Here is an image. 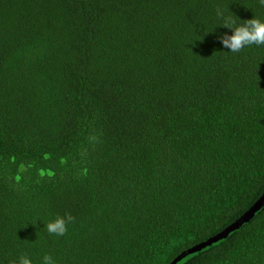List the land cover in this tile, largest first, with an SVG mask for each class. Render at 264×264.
<instances>
[{"label": "trees", "instance_id": "trees-1", "mask_svg": "<svg viewBox=\"0 0 264 264\" xmlns=\"http://www.w3.org/2000/svg\"><path fill=\"white\" fill-rule=\"evenodd\" d=\"M217 6L264 21L259 0H0V264H173L260 199L264 46L224 48ZM256 209L180 264H264Z\"/></svg>", "mask_w": 264, "mask_h": 264}, {"label": "clouds", "instance_id": "clouds-1", "mask_svg": "<svg viewBox=\"0 0 264 264\" xmlns=\"http://www.w3.org/2000/svg\"><path fill=\"white\" fill-rule=\"evenodd\" d=\"M260 6L264 7V0H259ZM215 14L222 21L219 26L230 29L233 34L224 33L218 39L224 48L231 53H240L245 47L256 45L264 46V21L256 18L244 20L243 23L236 26L235 22L225 15V10L220 6L215 8ZM91 142H98V137L90 136ZM74 221L71 214L65 216H57L53 221L46 225L47 232L55 236H64L68 231V225ZM16 264V262H13ZM18 264H32V261L27 256L19 257ZM42 264H55L52 256L45 254L42 259Z\"/></svg>", "mask_w": 264, "mask_h": 264}, {"label": "water", "instance_id": "water-1", "mask_svg": "<svg viewBox=\"0 0 264 264\" xmlns=\"http://www.w3.org/2000/svg\"><path fill=\"white\" fill-rule=\"evenodd\" d=\"M264 202V194L260 197V199L245 213L243 214L236 222H234L233 224H231L229 227H227L225 230H223L220 234H218L217 236H215L214 238H212L211 240L201 243L198 246L194 247L193 249H190L186 252H184L181 256H179L177 258L176 261L173 262V264H180L182 262H184L186 259H188L191 254V252L193 253V251L198 250L200 251L203 247H205L206 245H209V243L214 242L215 240H218L220 238H222L223 236H225L227 233H230L231 231L235 230L236 228H238L241 224L242 221L246 220L251 214H253L257 209L258 206H260L262 203Z\"/></svg>", "mask_w": 264, "mask_h": 264}]
</instances>
